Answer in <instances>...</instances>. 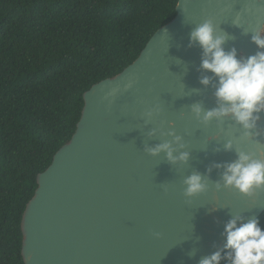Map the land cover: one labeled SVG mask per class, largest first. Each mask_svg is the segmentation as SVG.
I'll list each match as a JSON object with an SVG mask.
<instances>
[{
  "label": "water",
  "instance_id": "obj_1",
  "mask_svg": "<svg viewBox=\"0 0 264 264\" xmlns=\"http://www.w3.org/2000/svg\"><path fill=\"white\" fill-rule=\"evenodd\" d=\"M247 5L264 7L258 0H178L175 18L131 65L84 93L74 135L37 176L24 211L25 264H199L223 246L221 233L232 216L264 213V191L252 198L217 191L222 169L207 172L235 160V147L255 152L256 141L225 152L224 143L238 141L243 130L230 119L204 125L190 111L194 103L216 107L214 89L199 83L202 52L188 47L190 32L213 19L230 37L226 50L254 55L250 27L264 22V12L245 14ZM237 14L240 28L232 24ZM129 80L133 87L124 91ZM114 88L120 92L106 99ZM156 106L160 115L148 120L146 113ZM153 130L157 134L149 137ZM169 131L183 138L191 154L187 164L172 165L163 153L152 157L145 151L170 140ZM257 131L264 145V114ZM193 172L207 177L208 190L187 198L183 181Z\"/></svg>",
  "mask_w": 264,
  "mask_h": 264
},
{
  "label": "trees",
  "instance_id": "obj_2",
  "mask_svg": "<svg viewBox=\"0 0 264 264\" xmlns=\"http://www.w3.org/2000/svg\"><path fill=\"white\" fill-rule=\"evenodd\" d=\"M177 4L0 0V264H25L24 211L74 135L84 93L131 65Z\"/></svg>",
  "mask_w": 264,
  "mask_h": 264
},
{
  "label": "clouds",
  "instance_id": "obj_3",
  "mask_svg": "<svg viewBox=\"0 0 264 264\" xmlns=\"http://www.w3.org/2000/svg\"><path fill=\"white\" fill-rule=\"evenodd\" d=\"M258 3L264 5V0H258ZM244 11L245 14H258L264 12V7L247 5ZM232 24L240 28L242 16L237 14ZM250 29L251 43L257 51L246 57L238 56L235 47L225 49L230 37L213 19H206L193 28L188 43L190 48L198 46L201 49L199 70L202 75L199 83L203 88L211 86L216 100V107L209 110H205L200 103H194L190 108L192 115L204 125L212 121L220 124L230 119L243 130L238 141L228 139L224 143L225 152L234 151V146L241 141H256L255 152L235 147V160L214 164L207 170L210 175L212 168L222 169L220 180L214 184L217 191L232 189L247 198H252L257 191H264V145L256 139L259 136L257 126L261 114H264V22L258 19L256 26ZM244 34H249V30L245 29ZM133 83L129 80L124 85V91L131 89ZM119 92V88H114L105 98H114ZM160 111L159 106L152 108L146 113L147 119L159 116ZM156 134V130L148 133L149 137ZM167 135L170 140L148 146L145 151L152 157L163 153L172 165L187 164L191 154L184 150L183 138L174 131H169ZM183 183L187 198H194L208 190V179L199 172L188 175ZM221 235L223 246L200 259L199 264H264V229L259 218L232 216L224 224Z\"/></svg>",
  "mask_w": 264,
  "mask_h": 264
}]
</instances>
